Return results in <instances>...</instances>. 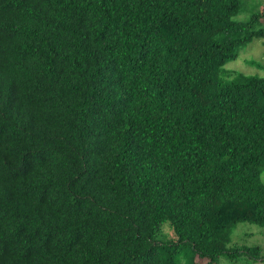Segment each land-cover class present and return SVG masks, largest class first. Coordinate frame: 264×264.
Here are the masks:
<instances>
[{
    "label": "trees",
    "instance_id": "obj_1",
    "mask_svg": "<svg viewBox=\"0 0 264 264\" xmlns=\"http://www.w3.org/2000/svg\"><path fill=\"white\" fill-rule=\"evenodd\" d=\"M248 1L0 0V264L264 259Z\"/></svg>",
    "mask_w": 264,
    "mask_h": 264
},
{
    "label": "rangeland",
    "instance_id": "obj_2",
    "mask_svg": "<svg viewBox=\"0 0 264 264\" xmlns=\"http://www.w3.org/2000/svg\"><path fill=\"white\" fill-rule=\"evenodd\" d=\"M257 3L263 4L264 0H249L248 8L251 9L253 7V4ZM247 15L248 13L244 12L240 17H245ZM225 68L247 75L264 74V39H254L241 50L238 58L229 61L225 65ZM164 230L165 234L169 236L170 231L168 230L167 226L164 228ZM234 245H259L262 247L264 252V225L249 222L239 223L233 231L232 235V242L230 246ZM186 260L183 259V262ZM196 260H198L200 264L205 263V261L200 259L199 257L193 256V261ZM219 264H264V259L255 261L243 256L232 261L226 257H223L220 259Z\"/></svg>",
    "mask_w": 264,
    "mask_h": 264
}]
</instances>
